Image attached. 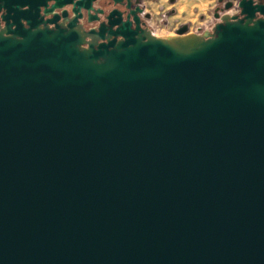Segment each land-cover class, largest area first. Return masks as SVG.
<instances>
[{
  "label": "water",
  "instance_id": "water-1",
  "mask_svg": "<svg viewBox=\"0 0 264 264\" xmlns=\"http://www.w3.org/2000/svg\"><path fill=\"white\" fill-rule=\"evenodd\" d=\"M239 7L83 50L0 33V264H264V4Z\"/></svg>",
  "mask_w": 264,
  "mask_h": 264
},
{
  "label": "flooded vegetation",
  "instance_id": "flooded-vegetation-1",
  "mask_svg": "<svg viewBox=\"0 0 264 264\" xmlns=\"http://www.w3.org/2000/svg\"><path fill=\"white\" fill-rule=\"evenodd\" d=\"M76 1L58 0L59 4L69 2L63 7H58L54 6V1L48 0H0V33L8 37H18V34L29 29L79 30L85 40V43L80 45L82 50L88 48L89 43L98 47L100 44H108L113 40L116 44L124 41V37L114 35L117 28L120 32L128 34L138 27L149 28L156 35L151 26L153 13L150 11V6L159 0H96L92 3L91 10H79L74 5ZM241 1L217 0L212 12L213 19L208 22L210 27H201L198 32L211 30L219 22V19L215 17L216 14L220 16L229 14L236 16V21H246V15L241 13L239 7ZM171 2L174 4L176 0ZM253 4H264V1L253 0ZM262 18L261 14L256 13L254 21ZM184 25L188 26L189 31L190 26ZM7 32L12 33L7 34Z\"/></svg>",
  "mask_w": 264,
  "mask_h": 264
},
{
  "label": "rangeland",
  "instance_id": "rangeland-1",
  "mask_svg": "<svg viewBox=\"0 0 264 264\" xmlns=\"http://www.w3.org/2000/svg\"><path fill=\"white\" fill-rule=\"evenodd\" d=\"M184 3L188 5L185 9L183 8ZM216 4L217 0H176L174 4L171 0H162L160 3L159 1L153 2L150 6V11L153 13L152 29L160 37L174 36L177 33L176 28L188 24L189 31L197 33L198 27L204 24H208L207 27H210L208 21L213 19L212 12ZM163 9H166L165 12ZM172 10L175 11V14H172ZM201 22L204 24L202 25Z\"/></svg>",
  "mask_w": 264,
  "mask_h": 264
},
{
  "label": "crops",
  "instance_id": "crops-1",
  "mask_svg": "<svg viewBox=\"0 0 264 264\" xmlns=\"http://www.w3.org/2000/svg\"><path fill=\"white\" fill-rule=\"evenodd\" d=\"M160 2H162V0H159V3ZM188 7V5L186 4V3H184V5H183V8L185 9V8H187ZM165 10L166 9H163V12H165ZM172 14H175V11L174 10H172ZM162 18H165V17H162ZM161 18V19H162ZM203 17H201V19H202ZM203 22V21H202ZM201 22V24L203 25L204 23H202ZM209 22V21H208ZM206 23H207V21H206ZM208 25L207 24H204L203 26H201V27H207ZM201 27H198V30H199V28H201ZM176 31H177V28H176Z\"/></svg>",
  "mask_w": 264,
  "mask_h": 264
}]
</instances>
